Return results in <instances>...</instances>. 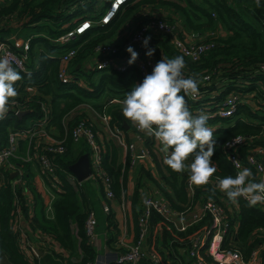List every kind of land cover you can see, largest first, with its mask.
Segmentation results:
<instances>
[{"label":"trees","instance_id":"trees-1","mask_svg":"<svg viewBox=\"0 0 264 264\" xmlns=\"http://www.w3.org/2000/svg\"><path fill=\"white\" fill-rule=\"evenodd\" d=\"M98 1L102 3L96 7L95 3ZM108 1L0 0L1 31L7 32L15 27H30L36 31L30 38L26 68L14 66L22 76L15 85L17 91L22 96L27 93L34 95L24 100L26 108L22 110V114L14 113L10 109L6 118L0 120V147L7 144L10 129L26 128L34 119L41 117L40 100L46 94L50 96L51 102L48 125H54V130L60 135L66 133L67 145L63 153L54 155L56 170L63 184L60 190H56V196L52 200V216L48 217L44 209L45 197L35 183V172L31 163L22 159L27 149V140H19L13 160L21 169L23 182L12 187L14 177L6 172L5 181L0 185V264H41L42 260L39 254L30 259L19 245L18 231L12 226L15 202L19 203L25 215L31 212L33 222L29 227L34 234H46L50 241L68 251L63 254V251L51 250L49 255L50 258L54 257L55 264H89L95 259L94 243L86 235L84 223L88 211L93 208L92 188H96L100 182L101 198L104 200L105 186L99 176L86 178L81 182L67 176L71 173L69 165L82 153H90L86 141L82 139L77 142L72 139L71 128L86 114L81 103L93 99L90 103L95 109H106L110 113V126L116 125L124 129V124H127L129 129L136 131V125L123 116L122 104H114L112 99H124L132 86L141 82L137 67L131 64L126 68L92 66L84 69L82 65L99 42L114 36L125 24L132 25L151 16L161 15L167 20L178 21L183 31L195 30L200 36L205 35V30L215 28L220 21L223 27L232 32L204 36L212 38L214 44L196 60L176 49L166 35L155 34L150 39L157 59L161 58L160 51L170 59L183 56L186 65L184 76L198 81V95L186 96L185 100L194 116L200 114L202 108L208 106L207 109H210L205 114L209 117L207 127L215 130L214 138L217 139L216 149L211 157L217 171L212 176L213 182L196 186L190 195L186 186V178L190 173L173 172L164 164V153L155 137L138 130L142 143L150 153L154 169L140 161H136L134 165L136 177L128 199V215L134 229L133 239L138 232L137 217L142 193L146 190L158 191L173 207L179 209L186 208L200 197L215 196L219 199L220 196H225L216 187L217 177L236 175V169L229 160L230 151L224 150L225 143L234 135L245 136L244 141L233 151H236L246 168L252 171L253 182H256V170L247 157L251 153L256 154L258 147L264 149V68L260 67V63L264 62V0H261L260 7H256L255 0H125L108 21L96 22ZM86 16L92 18V25L67 41L55 40V37ZM6 37L0 33V38ZM70 46L77 48L70 66L75 75H83V79L79 81H62L57 76L59 56ZM12 47L20 51L16 44L12 43ZM203 69L211 71L210 78H202ZM26 85H34L36 90L30 92ZM231 92L240 96L234 112L229 116L217 114V109L224 104L226 95ZM250 92L254 95L253 104L246 101L250 98L247 97ZM97 139L100 142L101 167L109 178L112 200L125 202L128 171L132 168L130 151L127 150L122 161L121 146L113 136L103 132ZM126 139L129 141L128 135ZM261 158L264 161V154ZM91 179L95 180V185ZM30 200L33 201L31 209L27 205ZM112 200L110 209L103 218L108 229L106 242L108 246L122 251L125 246L119 243L120 228L116 212L111 207ZM233 205L234 208L225 206V220L228 225L221 246L236 248L245 261H249L252 251L258 249L257 264H264V233L258 230L259 227H264V207L257 204L249 206L244 198H240L239 203ZM208 219L206 216L186 231L175 233L163 226L159 227L156 239L165 264H192V259H187L180 247L187 245L188 239H185V235ZM158 220L159 215L153 212L152 224ZM182 235L184 239L180 240ZM111 261L108 264H113ZM143 262L150 264L147 259H143Z\"/></svg>","mask_w":264,"mask_h":264},{"label":"built area","instance_id":"built-area-1","mask_svg":"<svg viewBox=\"0 0 264 264\" xmlns=\"http://www.w3.org/2000/svg\"><path fill=\"white\" fill-rule=\"evenodd\" d=\"M123 1L125 0H110L100 14L99 20H96V22L108 21ZM92 23L93 21L90 17H83L74 26L68 28L66 32L55 37V40L62 42L67 41L77 33L88 28ZM155 34L166 35L176 49L180 50L191 59L196 60L214 44L212 38H205L204 36L218 35L219 33L211 31L204 36H200L195 30L183 31L175 20L170 21L161 15H154L134 25H123L118 34V40L106 39L99 42L93 50L94 58L92 60L94 61V65L90 67L114 66L126 68L129 65L127 61L130 59V54L126 49L131 46L133 50L138 53V58L133 64L137 67L142 82L145 75L150 74L153 67L158 62L155 54L151 57L145 55L148 48L152 49L150 41L148 48L142 46V41L145 37H154ZM12 43L14 44V40L11 37L0 38V57L10 59L13 66L17 65L21 68H26L25 60L28 55L30 38L27 37L22 41L20 51L15 50L12 47ZM76 51L77 48L75 46H70L64 49L59 56L57 76L62 81H68L70 79L79 81L83 79L81 75H75L70 66V61ZM160 55V60L162 58H167L162 51H160ZM260 67L264 68V62L260 63ZM210 76L211 71L203 69L202 78L208 79ZM26 88L30 92H33L31 90H36L34 85H26ZM17 92L18 95L15 98L16 102L10 106V109H13L14 113H20L24 110L26 108L24 100L34 95L32 93H27L22 96L19 91ZM49 98L50 97H44L40 100L39 108L42 111L40 118L34 119L26 128L9 130L7 144L0 147V185L5 181L6 172H9L10 176L14 177L12 187L23 182L21 169L19 165L14 163L13 157H16L19 140L26 139L27 149L22 159L36 166V173L37 175L39 174L42 184L40 191L45 197V213L48 217H51L52 200L56 194V190H60L63 184V180L56 170L57 164L54 155L56 153H63L67 145L66 133L60 135L58 131L54 130V125H48L51 105ZM114 99H112V101ZM239 99L240 96H238L237 93L231 92L227 94L224 104L217 109V114L222 116L231 115ZM92 109V111L96 112L95 115L98 120L100 119V121L105 124H109L111 117L106 109L102 111L94 108ZM86 110H88V107L85 108V111ZM138 130L139 129L136 127L137 132L134 131L135 133L133 135L141 140ZM111 132L116 139H118V142L130 151L132 167L138 158L150 156L147 148H141L138 151L135 150L134 143L126 139L124 129L115 125L111 128ZM100 136L101 133L96 127L95 120H91L88 114L81 117L71 128L72 139L78 141L83 138L90 148L91 176H99L102 184L105 186V199L102 201V208L104 211H108L110 209V200H112V191L109 188V178L104 174L101 167L100 142L97 139V137ZM244 139L245 136L237 134L232 136L224 145V150L230 151L228 152L229 160L235 167L236 174L238 171L246 168L236 151H233ZM263 154L264 149L258 147L256 148V154L251 153L247 157L249 163H251L256 170L257 183L264 182V161L261 158ZM237 163L240 166L239 168L236 167ZM15 171H17L16 175H14ZM67 176L71 180L75 178L71 173L67 174ZM213 180L214 179L211 178L210 182H213ZM186 186L189 194H193L196 186L191 184L190 174L186 178ZM13 192L15 194V191ZM142 194L140 210L137 217V235L131 243L125 245L124 250L117 254L119 255L117 258L118 264H144L143 259L149 260L150 264H165L156 239L159 227L163 226L172 233L186 231L188 227L199 222L206 216L209 217L208 221H205L202 225L187 233L185 235V239H188L187 245L185 247H180V249L185 251L187 258L192 259V264H257L259 256L258 249L252 251V256L249 261H245L236 248H223L221 246L223 235L228 225L225 220V206L227 202L223 200V196H220L219 199L215 196L200 197L186 208L179 209L173 207L169 200L156 190H146ZM16 200L18 202L17 198ZM27 203L29 209H31L33 201L30 200ZM257 205L264 207V203H257ZM153 212L159 215V220L156 221L155 224H152L151 221ZM32 222L31 212L25 215L19 203L15 202L12 214V226L18 231L17 237L19 245L22 249L25 247V251L30 259H33L35 255H37L39 249H48L50 247V241L46 234L36 233L38 238L34 241L35 243H33L28 240L26 233L21 232L22 230H20L18 226L20 223L30 226ZM96 224L97 218L95 211L90 209L87 213L84 227L86 235L92 242H95L96 239ZM258 230L264 233V227H259ZM179 239L183 240L184 236L182 235Z\"/></svg>","mask_w":264,"mask_h":264},{"label":"clouds","instance_id":"clouds-1","mask_svg":"<svg viewBox=\"0 0 264 264\" xmlns=\"http://www.w3.org/2000/svg\"><path fill=\"white\" fill-rule=\"evenodd\" d=\"M255 4L260 7L261 0H255ZM150 39L145 37L142 46L148 48ZM126 51L130 54L127 63L131 65L137 60L138 53L131 46ZM154 51L148 48L145 55L151 57ZM185 66L183 56L158 61L151 73L125 94L121 102L122 114L140 131L159 141L165 165L178 174L187 171L191 184L200 187L208 185L217 171L211 160L217 139L214 138L215 130L207 127V114L201 112L194 116L187 107L185 97L197 96L199 89L196 79L184 76ZM21 79L12 61L0 57V120L6 118L10 106L16 102L15 85ZM236 167H240L238 163ZM253 180L252 171L243 168L234 177H217L216 187L232 204H238L239 199L244 198L249 206H255L264 203V182Z\"/></svg>","mask_w":264,"mask_h":264},{"label":"crops","instance_id":"crops-1","mask_svg":"<svg viewBox=\"0 0 264 264\" xmlns=\"http://www.w3.org/2000/svg\"><path fill=\"white\" fill-rule=\"evenodd\" d=\"M101 3H102V1H101ZM176 22L180 26V28H182L181 24H179L178 21H176ZM222 26H223V24L220 21L215 28L205 30V35L207 33H210L211 31H215L216 33H219L218 35L224 33L225 30L222 29ZM121 29H122V27L120 29H118L116 34L109 39H114V41L118 40V37H119L118 34L120 33ZM35 32L36 31L30 27H25L22 29L15 27L10 31H7V32L3 31L1 33L5 34L7 37H11L14 40V44H16L17 47L21 48L22 41L27 37L31 38V36ZM93 58H94V53H91L90 55H88V57L86 58L85 61L92 60ZM31 91H35V90H31ZM81 106L85 110L86 106H83V104ZM91 111H92V109H89V108H88V110H86V114H88V116L91 118V120L94 119V117L97 118V116L95 115L96 112L92 111V113H90ZM98 121H100V119ZM106 125L108 126V128L110 127V131H111L112 127L109 124H106ZM126 131H128V132L126 133ZM134 133L135 132L132 129H129V125H128V127H125V125H124L125 137H126V134L129 136V138H130L129 140L134 143L135 150L138 151L141 148H146L140 139H138L137 137H134V135H133ZM110 136H113L114 138H116L112 134V132H111ZM120 146H121L120 158L122 161H124L128 149H126L122 144H120ZM137 161L144 162L145 166H148V167H151L154 169V163L152 161L151 156L138 158ZM130 167H132V166H130ZM135 177H136V169L133 166L128 171V180H127V186H126V201L128 202L127 203L128 206H129V200L128 199H129L130 194L132 193V190H133ZM88 178H90V177H88ZM94 181H95L94 179H91V182L93 185H95ZM99 183H97L96 188H92L93 196L91 199L92 200L91 206L93 207L96 216L98 215L97 216V222H99V220H100V222H99V225L97 226V229H96V239L94 242V248L96 250V257L89 264H108V262L111 260H112L111 262L113 264H118L115 261V257L118 253L121 252V250L120 249H114V248L108 246L107 242H106L107 235H108V229H107V223L103 220L105 211L102 209V201L103 200L101 198V196H102V193L100 190L101 184L99 186ZM123 205H124V203H119L116 200L111 201V207L116 212V217H117L118 225L120 228V234L118 236L119 243L121 245L125 246V245H127L133 241L134 229H133L132 225L130 224V219H129L130 217L128 215V211H127V214H126V212L123 213V219L125 220V222H124V227L121 226V219H122V210L121 209L124 207ZM18 226H19L20 230H22L21 232L26 233V236L28 237L29 241H31V242L36 241V239L38 238L37 234H34L28 225H26L24 223H20ZM23 249L25 251V247H23ZM51 250L63 251L64 252L63 254L68 253L67 250L66 251L62 250V248H60V246L57 243L56 244L50 243V247L48 249L42 248V249L38 250V252H37V254L42 256L41 264H55L54 263L55 262L54 257L50 258V255H49ZM180 251L185 253V251H183L182 249H180ZM185 256H186V253H185ZM186 258H187V256H186Z\"/></svg>","mask_w":264,"mask_h":264},{"label":"rangeland","instance_id":"rangeland-1","mask_svg":"<svg viewBox=\"0 0 264 264\" xmlns=\"http://www.w3.org/2000/svg\"><path fill=\"white\" fill-rule=\"evenodd\" d=\"M100 1H98V2H96L95 3V6L96 7H98L99 5H100ZM89 12V11H88ZM137 24V23H136ZM132 25H134V23L132 24ZM222 29L223 30H225V32H228V33H232L231 31H229V30H227L225 27H223L222 26ZM264 31V30H263ZM1 32H3V31H1L0 30V33ZM223 34V33H222ZM86 60V59H85ZM83 61L82 62V65H83V68L84 69H87V68H89L91 65H94V61L93 60H87V61ZM85 76H86V74H85ZM81 77H83V75L81 74ZM248 95H247V97H250L249 99H247L246 101L247 102H249L250 104H253V102H254V95H253V92L251 93H247ZM45 97H50L48 94H46L45 95ZM115 99L113 100V103L114 104H122L121 102H122V100L123 99H120V98H118V97H114ZM92 100L93 99H89V101L90 102H92ZM90 102H88V101H84V102H82L81 104H83V106H86V108L88 107L89 109H92V108H94L93 106H92V104L90 103ZM87 103V104H86ZM206 105V104H205ZM208 108V106L206 107V108H202V112L203 113H205L206 111L207 112H209L210 111V109H207ZM80 109V108H79ZM95 109V108H94ZM93 110V109H92ZM90 113H92V111L90 112ZM94 120H95V123H96V127L98 128V130H99V132L101 133V135H102V133L104 132V134L105 135H111V131H110V127L108 128V126L105 124V123H103L102 121H98V118H96V117H94ZM132 124H134L133 122H132ZM132 130H133V128H132ZM127 135V134H126ZM82 139L83 138H81V139H79L78 141H82ZM116 139V138H115ZM84 140V139H83ZM117 141H118V139H116ZM156 140V139H155ZM77 141V142H78ZM85 141V140H84ZM136 141V140H135ZM134 141V142H135ZM156 143L159 145V147L161 148L162 146H161V144L159 143V141H157L156 140ZM31 167H32V170H33V172H35V183L37 184V187L40 189L41 187H42V184H41V181H40V176H39V174L36 176V172H37V168H36V166L35 165H33V164H31ZM40 183V184H39ZM49 190H52V189H49ZM55 196H56V194H55ZM55 196H54V198H55ZM53 198V199H54ZM32 199V198H31ZM223 200H226V204L229 206V207H231V208H234V205L227 199V196L225 195V196H223ZM128 202L125 200V202H124V207L121 209L122 210V219H121V226L122 227H124V222H125V220L123 219V213L124 212H126V214H127V211H128V209H129V206H128V204H127ZM27 205H28V203H27ZM128 206V207H127ZM29 207V206H28ZM98 216V215H97ZM99 222H100V220H99ZM99 222H97V224H96V227H95V230L97 229V226L99 225ZM50 241V240H49ZM52 241H50V243H51ZM33 243H35L34 241H33ZM53 243V242H52ZM55 243V242H54ZM56 244V243H55ZM118 256L119 255H117L116 257H115V261L117 262V258H118Z\"/></svg>","mask_w":264,"mask_h":264},{"label":"water","instance_id":"water-1","mask_svg":"<svg viewBox=\"0 0 264 264\" xmlns=\"http://www.w3.org/2000/svg\"><path fill=\"white\" fill-rule=\"evenodd\" d=\"M21 111L19 114H22ZM125 127H128L127 124H124ZM69 170L78 181H83L84 179L90 177L91 167H90V157L87 152L82 153L75 162L69 165ZM17 171L14 172L16 174Z\"/></svg>","mask_w":264,"mask_h":264}]
</instances>
